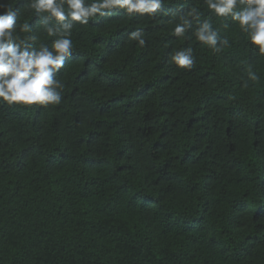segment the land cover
<instances>
[{
    "label": "trees",
    "instance_id": "16d2710c",
    "mask_svg": "<svg viewBox=\"0 0 264 264\" xmlns=\"http://www.w3.org/2000/svg\"><path fill=\"white\" fill-rule=\"evenodd\" d=\"M30 2L0 0L15 35L51 48ZM193 10L229 44L214 52L195 23L177 37ZM71 39L59 104L0 101V264H264V54L250 36L205 0H163L155 17L76 22ZM187 48L190 69L172 60Z\"/></svg>",
    "mask_w": 264,
    "mask_h": 264
},
{
    "label": "clouds",
    "instance_id": "9594fccd",
    "mask_svg": "<svg viewBox=\"0 0 264 264\" xmlns=\"http://www.w3.org/2000/svg\"><path fill=\"white\" fill-rule=\"evenodd\" d=\"M207 7L219 17H230L239 24L242 32L250 36L251 44L264 54V0H205ZM163 0H31L28 5L40 17V25L48 36L57 37L49 48H38L29 43L34 36L20 39L17 29V10L4 8L0 3V101L8 105L40 104L56 105L61 102L59 89L63 88L57 76L65 61L73 54L71 39L74 24L86 25L90 20L108 16L114 9H123L127 14H147L155 17L162 8ZM179 10H177V13ZM173 13V14H177ZM43 14V15H42ZM191 17V19L188 18ZM188 16H180L181 23L174 28L177 37L183 36L193 24L199 25L195 36L214 52L229 44L220 38L208 21L201 22L195 10ZM21 31H32L24 24ZM131 39L145 44L143 33H131ZM172 60L177 66L190 69L194 65L192 49L175 53ZM251 79L257 76L249 71Z\"/></svg>",
    "mask_w": 264,
    "mask_h": 264
}]
</instances>
